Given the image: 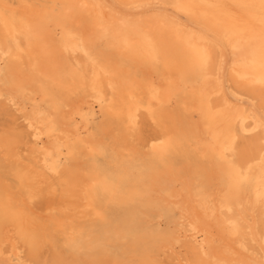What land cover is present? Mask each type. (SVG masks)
<instances>
[{"label":"bare ground","instance_id":"obj_1","mask_svg":"<svg viewBox=\"0 0 264 264\" xmlns=\"http://www.w3.org/2000/svg\"><path fill=\"white\" fill-rule=\"evenodd\" d=\"M15 105L0 264H264V0H0Z\"/></svg>","mask_w":264,"mask_h":264},{"label":"rangeland","instance_id":"obj_2","mask_svg":"<svg viewBox=\"0 0 264 264\" xmlns=\"http://www.w3.org/2000/svg\"><path fill=\"white\" fill-rule=\"evenodd\" d=\"M140 96L142 94V96L145 94L144 92H139L138 93ZM37 109L40 108V103L37 102L36 104ZM27 106H25L24 109H26ZM24 109L19 108L18 105H15V110L13 111V115L9 120H6V118H9L8 116L5 117V115L3 113H0V123H3L5 121L9 122L10 124H12L13 126H16L19 130H21L23 137H24V142L21 144V148H20V154H21V158L28 160L26 158V152L24 150L25 147L29 146L32 144L33 140H34V132L36 131L35 128H33V126H31L30 124V120L29 118L26 117V114L23 112ZM3 111V110H2ZM96 119H99V115L96 114ZM144 136L146 137V139L148 141H153V137L155 135V131L152 127H147L146 131H143ZM7 177H9V173H5ZM25 205V204H24ZM48 211V212H47ZM52 211V212H56V208L55 207H50L48 205H46L45 203L42 204V206L39 209H32V215L35 217H39V218H47V214ZM47 212V213H46ZM44 213V214H43ZM46 215V217H45ZM52 218H50L51 220ZM109 248H117V246L112 242H109L108 244ZM113 250V249H112ZM63 254L64 256L73 258L75 256L74 253L71 252H66L64 250V248H62ZM76 257V256H75Z\"/></svg>","mask_w":264,"mask_h":264}]
</instances>
